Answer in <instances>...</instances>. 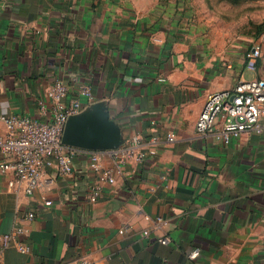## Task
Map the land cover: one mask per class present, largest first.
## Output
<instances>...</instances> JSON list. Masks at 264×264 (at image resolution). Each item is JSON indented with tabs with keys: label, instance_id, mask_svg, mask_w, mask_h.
Here are the masks:
<instances>
[{
	"label": "crops",
	"instance_id": "1",
	"mask_svg": "<svg viewBox=\"0 0 264 264\" xmlns=\"http://www.w3.org/2000/svg\"><path fill=\"white\" fill-rule=\"evenodd\" d=\"M184 4L0 0V116L47 118L46 92L62 79L71 96L82 83L93 93L69 124L101 116L118 128L95 149L114 176L96 202L82 152L71 175L47 169L30 196L0 173V237L26 229L28 247L11 241L0 264H264V122L229 143L195 130L206 95L245 79V53L207 43ZM124 149L133 155L115 166L111 152Z\"/></svg>",
	"mask_w": 264,
	"mask_h": 264
},
{
	"label": "built area",
	"instance_id": "2",
	"mask_svg": "<svg viewBox=\"0 0 264 264\" xmlns=\"http://www.w3.org/2000/svg\"><path fill=\"white\" fill-rule=\"evenodd\" d=\"M261 59V45L253 44L246 53L244 69L255 73ZM93 97L90 86L86 83L79 85L75 92L70 93L69 85L62 79L54 81L46 92L49 114L47 118L34 119L19 114L1 115L7 127V133L0 136V173H11L15 180L8 185L14 187L15 181L25 184V193L32 195L34 189L51 181L47 169L68 176L73 173V159L82 153L88 155L90 170L95 174L96 181L89 186L86 198L96 202L104 183H113V169L103 167L99 162L100 152L80 147L70 146L63 142V134L69 117L82 108L83 100L90 101ZM40 108L45 109V101L39 102ZM264 122V78L255 76L249 80L240 79L232 87L210 92L206 95L203 107L195 122V130L199 135H214L225 143L243 132H258ZM168 141L175 139L174 134L168 133ZM155 137L154 141H159ZM154 151H150L153 153ZM133 155L132 150L124 149L111 152L115 166L122 165ZM138 153L136 158H143ZM49 206L51 200H45ZM33 218V213L25 215L26 220ZM26 229H16L12 234L0 237V249H5L11 241L18 245L20 252H27L28 247L20 241ZM166 243L167 238L160 240ZM195 250V254H196ZM74 264H93L85 258Z\"/></svg>",
	"mask_w": 264,
	"mask_h": 264
},
{
	"label": "rangeland",
	"instance_id": "3",
	"mask_svg": "<svg viewBox=\"0 0 264 264\" xmlns=\"http://www.w3.org/2000/svg\"><path fill=\"white\" fill-rule=\"evenodd\" d=\"M184 7L191 28L215 48L225 52L237 48L246 57L253 44L259 43L257 71L264 78V0H185ZM243 75L247 80L255 76L246 70Z\"/></svg>",
	"mask_w": 264,
	"mask_h": 264
},
{
	"label": "water",
	"instance_id": "4",
	"mask_svg": "<svg viewBox=\"0 0 264 264\" xmlns=\"http://www.w3.org/2000/svg\"><path fill=\"white\" fill-rule=\"evenodd\" d=\"M74 116V115H73ZM69 117L63 134V142L70 146L88 150L103 149L109 146L110 141L118 135V128L101 116L96 123H70Z\"/></svg>",
	"mask_w": 264,
	"mask_h": 264
}]
</instances>
